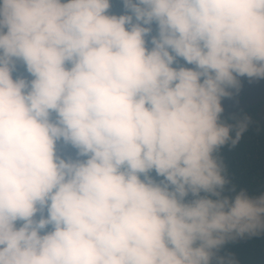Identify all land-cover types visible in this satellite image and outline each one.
I'll use <instances>...</instances> for the list:
<instances>
[{
    "label": "clouds",
    "instance_id": "clouds-1",
    "mask_svg": "<svg viewBox=\"0 0 264 264\" xmlns=\"http://www.w3.org/2000/svg\"><path fill=\"white\" fill-rule=\"evenodd\" d=\"M120 7L0 0V264H239L224 245L264 234L220 157L249 122L222 100L264 80V0Z\"/></svg>",
    "mask_w": 264,
    "mask_h": 264
},
{
    "label": "trees",
    "instance_id": "trees-1",
    "mask_svg": "<svg viewBox=\"0 0 264 264\" xmlns=\"http://www.w3.org/2000/svg\"><path fill=\"white\" fill-rule=\"evenodd\" d=\"M111 11L120 14V0H111ZM22 71V69H20ZM249 118L246 131L238 144L220 150V157L227 170L231 186L237 191L244 189L249 195H259L264 192V123L258 115L257 108L235 114L230 119L222 117L229 123ZM62 155L72 154L69 148L57 146ZM231 253L239 264H264V234L229 242L221 249V254Z\"/></svg>",
    "mask_w": 264,
    "mask_h": 264
},
{
    "label": "rangeland",
    "instance_id": "rangeland-1",
    "mask_svg": "<svg viewBox=\"0 0 264 264\" xmlns=\"http://www.w3.org/2000/svg\"><path fill=\"white\" fill-rule=\"evenodd\" d=\"M181 63H183L181 61ZM241 79V88L238 94L232 98L222 100L224 112L222 117L231 118L235 114L257 108L258 115L264 123V80L249 82L246 78Z\"/></svg>",
    "mask_w": 264,
    "mask_h": 264
}]
</instances>
